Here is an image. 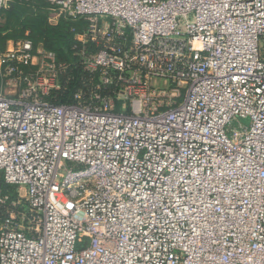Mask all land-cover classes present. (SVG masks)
<instances>
[{"label": "built area", "instance_id": "obj_1", "mask_svg": "<svg viewBox=\"0 0 264 264\" xmlns=\"http://www.w3.org/2000/svg\"><path fill=\"white\" fill-rule=\"evenodd\" d=\"M46 1L79 62L0 54V264H264V0Z\"/></svg>", "mask_w": 264, "mask_h": 264}, {"label": "trees", "instance_id": "obj_2", "mask_svg": "<svg viewBox=\"0 0 264 264\" xmlns=\"http://www.w3.org/2000/svg\"><path fill=\"white\" fill-rule=\"evenodd\" d=\"M36 1L40 0H11L13 3H10V10L4 9L2 12L15 15L16 22L22 29L23 34L29 33V40L33 43L34 51L42 46L45 50L56 53L61 63L77 65L79 57L75 55L76 42L74 34L84 27L83 22L73 23L61 19L57 25L53 26L49 23L47 14L41 11L46 6H38ZM32 2H35V10L31 9ZM75 25L78 27L74 30ZM71 73L73 80L67 85L63 93L57 97L56 102L58 104H67L79 85L81 70L73 69ZM0 190L16 195L15 188L7 186L3 180H0Z\"/></svg>", "mask_w": 264, "mask_h": 264}, {"label": "rangeland", "instance_id": "obj_3", "mask_svg": "<svg viewBox=\"0 0 264 264\" xmlns=\"http://www.w3.org/2000/svg\"><path fill=\"white\" fill-rule=\"evenodd\" d=\"M10 3L13 2H9L5 10H10V5H11ZM36 5L46 6V8H42L41 11L42 13H46L48 18H52V15L54 14L52 10H50L52 6L47 1L44 0L36 1ZM31 6H32L31 9L35 10V2H32ZM14 16H15L14 14L9 15L5 12L4 13L2 12L0 14V53H4L8 48L10 49L12 47V44L17 41L30 39L28 32L23 34L22 29L18 26ZM50 24L53 26L56 25L52 23ZM77 27L78 26L75 25V27H73L74 30L77 29ZM260 48L261 50H264V39H261L260 41ZM0 87L3 90V92H6L5 86L2 85L1 81H0ZM7 92L10 94H14L13 89H8ZM244 123L248 125L249 121L246 120L244 121ZM15 190L16 193L18 194L19 189L15 188Z\"/></svg>", "mask_w": 264, "mask_h": 264}]
</instances>
